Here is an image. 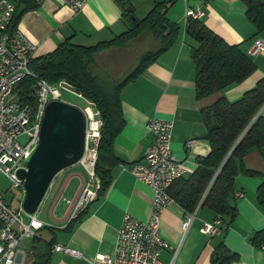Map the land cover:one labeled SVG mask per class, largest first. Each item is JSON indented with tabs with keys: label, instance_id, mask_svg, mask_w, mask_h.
<instances>
[{
	"label": "crops",
	"instance_id": "crops-1",
	"mask_svg": "<svg viewBox=\"0 0 264 264\" xmlns=\"http://www.w3.org/2000/svg\"><path fill=\"white\" fill-rule=\"evenodd\" d=\"M162 1L167 2V19L180 25L179 39L151 62L136 80L121 90L120 104L126 124L113 144L122 161L113 169L110 186L102 196L76 212V204L84 191L96 189L98 185V178L85 171V167L78 162L55 176L35 214L43 238L50 240L54 236L56 243L82 252V256L76 258L53 250L49 264H93L97 256L113 252L125 214H132L142 222L150 219L152 187L140 181L129 169L133 163L144 160L146 149L153 143V136L146 129L149 118L157 116L172 120L171 150L176 159L183 163V177H186L195 171L197 159L207 156L210 151L209 143L204 138L206 128L201 111L221 96L229 101L241 97L264 76V50L254 52L252 48L256 38H264V31L256 34L247 20L246 6L242 1L130 0L137 18L147 16L150 9ZM13 2L15 5L24 4L23 0ZM189 10L202 12V16L197 17L199 20L204 21L227 44H238L255 64V71L243 82L203 99L195 96L196 70L191 47L196 43L184 30ZM22 15L17 32L35 45L34 57L55 51L60 43L67 40L82 46L96 45L99 41H108L122 34L129 26L116 0H89L80 11H74L58 0H43V3H38ZM147 37L154 44L152 34ZM133 41L135 39L128 42L124 49L112 47L101 51L96 56V63L104 53H119L123 58L122 63L131 62L127 66L131 68L126 77L138 59L128 48L136 49L131 44ZM126 51L131 56L127 57L128 60L123 55ZM121 62L115 64L122 66ZM259 114L264 117V105ZM188 141L194 143L189 146ZM243 165L256 173L239 172L236 175L233 204L237 214L228 225L220 219L219 233L211 236L201 233L203 223H211L217 218L205 206L197 208L194 220L185 233L180 227L185 212L176 202L164 207L160 234L167 240L170 249L162 251L161 264H210L213 251L221 245L236 255V260L231 264H264V246H256L251 240L254 232L264 228V207L258 204L256 196L257 188L264 179V145L261 151L255 147L249 149ZM30 245V239L22 244L26 257Z\"/></svg>",
	"mask_w": 264,
	"mask_h": 264
},
{
	"label": "trees",
	"instance_id": "trees-1",
	"mask_svg": "<svg viewBox=\"0 0 264 264\" xmlns=\"http://www.w3.org/2000/svg\"><path fill=\"white\" fill-rule=\"evenodd\" d=\"M123 10L124 18L129 22L122 33L111 40L99 41L96 45L76 44L68 40L59 44L55 51L45 56L32 57L30 69L34 76H27L17 87L20 95L27 100L36 78L59 83L65 80L76 92L96 105L102 113L104 125L98 147V159L95 173L99 179L98 196H102L112 181L113 169L122 160L114 150V142L126 122L122 113L121 90L151 65L164 51L173 47L180 33V25L171 23L165 16L167 2H157L147 16L137 18L130 0H116ZM245 6L247 20L256 31H264V0H240ZM17 3L8 27L11 34L17 33L22 14L35 8L34 0ZM170 2H172L170 0ZM137 18L136 22L133 18ZM185 34L195 41L191 48L195 65V96L206 98L210 94L241 83L255 71L252 59L241 50L238 44H227L223 38L198 18L190 17L184 24ZM141 34H152L155 48L143 54L137 66L124 80L112 82L108 76L96 73L98 66L96 56L112 47L123 48L132 39ZM264 105V76L254 87L232 101L221 96L201 111L206 128L205 140L210 151L205 157L197 159L195 171L182 177L170 187L169 193L184 212L194 213L198 207L211 209L217 219L232 223L236 217L234 206V180L239 172L256 173L246 169L243 159L249 149L261 151L264 145V117L259 110ZM97 196V197H98ZM257 202L264 207V179L256 191ZM39 229L37 237L31 238L24 264H49L56 239L43 238ZM252 244L264 246V228L254 232ZM236 255L226 247L218 246L212 253L210 264H231Z\"/></svg>",
	"mask_w": 264,
	"mask_h": 264
},
{
	"label": "built area",
	"instance_id": "built-area-1",
	"mask_svg": "<svg viewBox=\"0 0 264 264\" xmlns=\"http://www.w3.org/2000/svg\"><path fill=\"white\" fill-rule=\"evenodd\" d=\"M43 3V0H34ZM80 11L89 0H58ZM16 5L13 0H0V171L11 181L12 187L19 190L20 205L17 210L5 200L0 189V264H24L26 251L22 244L26 239L37 237L39 224L35 215H29L30 221L25 223L24 183L16 172L26 168V158L35 148L40 139L42 123L46 106L52 100L64 101L61 88L76 93L83 98L86 106H79L86 117L85 151L79 163L92 176L96 177L95 165L98 157V147L101 140V130L104 125L102 113L89 99L76 92L74 87L65 80L52 83L42 78H36L32 90L27 94V100L17 92V87L27 76H34L30 67L35 45L27 41L20 33L9 32ZM199 18L202 12L189 10L186 17ZM253 51L264 50V38H256ZM36 77V76H34ZM153 136V143L145 151L144 160L133 163L129 169L140 181L148 183L153 190L152 212L148 221L142 222L132 214L123 216L122 224L117 234V243L111 254L99 255L93 264H161V253L170 249V245L161 233V218L164 207L175 202L169 193L170 187L184 175V166L171 150L173 122L154 116L149 118L147 128ZM25 136L22 143L20 139ZM194 142L188 141L191 146ZM128 169V170H129ZM96 189H86L77 202L79 208L88 205L98 196L99 179ZM240 195V194H239ZM68 202H70L68 200ZM75 212V213H76ZM74 213V214H75ZM195 212H185L181 221V230L185 231L194 220ZM221 221L213 220L203 223L201 233L211 236L221 230ZM54 250L62 254H70L79 258L82 252L71 246L56 243Z\"/></svg>",
	"mask_w": 264,
	"mask_h": 264
},
{
	"label": "water",
	"instance_id": "water-1",
	"mask_svg": "<svg viewBox=\"0 0 264 264\" xmlns=\"http://www.w3.org/2000/svg\"><path fill=\"white\" fill-rule=\"evenodd\" d=\"M136 22L137 18L132 17ZM40 139L16 172L24 183V221L35 215L55 176L76 165L85 151L86 117L83 110L66 101L52 100L46 106Z\"/></svg>",
	"mask_w": 264,
	"mask_h": 264
},
{
	"label": "rangeland",
	"instance_id": "rangeland-1",
	"mask_svg": "<svg viewBox=\"0 0 264 264\" xmlns=\"http://www.w3.org/2000/svg\"><path fill=\"white\" fill-rule=\"evenodd\" d=\"M147 36L148 35L146 34H141L137 36L135 41L131 42L132 46L134 45L136 49H133L132 47H128L131 48L132 51L131 53L134 52L135 55H137L138 57L137 62L135 63V66L132 68V70L137 66V63L139 62L143 54H145L147 51H150L152 48L156 47L155 46L156 44L151 43V39ZM126 46L128 45L126 44L124 47ZM118 54L119 53H111L110 55H108L107 53H104L100 55V57H98V64H97L98 69L96 73H100L104 76H108V78H110L112 82L113 81L119 82L121 80H124L126 78L125 75L128 72V69L131 68L130 66L127 67L128 65H130L129 63H131L127 57H131V56L128 51H126L125 54L121 52V54L125 55L126 59L128 60L125 63H122L121 61H123V58L120 54L119 55ZM132 60L133 59H131V61ZM119 61L121 62L122 66L115 64L116 62ZM113 68L115 69V71L113 70ZM111 70H113L112 74H109L111 73ZM60 92L62 93V99L66 102H69V104L73 106L76 105L78 107L79 106L85 107L87 105L86 102L83 100V98L78 96L76 93H71L69 92V90L65 88H61ZM25 139L26 137L22 136L20 141L23 143ZM0 189L5 200L11 205V208L17 210L20 205V201L18 200L20 196L19 195L20 192L15 187H12L11 181L1 171H0Z\"/></svg>",
	"mask_w": 264,
	"mask_h": 264
}]
</instances>
